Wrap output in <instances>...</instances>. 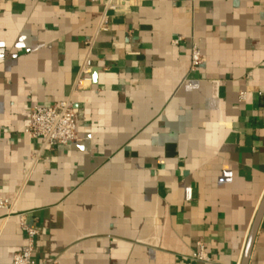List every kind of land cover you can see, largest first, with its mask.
Returning <instances> with one entry per match:
<instances>
[{"label": "crops", "instance_id": "crops-1", "mask_svg": "<svg viewBox=\"0 0 264 264\" xmlns=\"http://www.w3.org/2000/svg\"><path fill=\"white\" fill-rule=\"evenodd\" d=\"M104 2L0 0V264L22 224L32 264H241L264 195V0ZM68 98L78 140L41 151L30 111Z\"/></svg>", "mask_w": 264, "mask_h": 264}, {"label": "built area", "instance_id": "built-area-1", "mask_svg": "<svg viewBox=\"0 0 264 264\" xmlns=\"http://www.w3.org/2000/svg\"><path fill=\"white\" fill-rule=\"evenodd\" d=\"M98 2L99 0H91ZM141 0H105V9L107 12H129L137 6ZM107 30L106 26L103 27ZM182 39L175 40V44H179ZM191 68L193 71L199 69L202 64L203 56L200 48L195 43L191 46ZM93 63L88 57L83 62L79 76L74 84V92L82 89L85 81L90 80L88 75L91 72ZM242 94V98H243ZM24 132L33 139L40 140V150L52 148L54 146H67L78 140L77 135V115L74 102L71 98L50 106H35L29 114V120ZM10 201L0 198V208L7 209ZM22 229L28 235V244L12 259L11 264H32V256L35 248V239L39 234L36 227L22 224ZM196 257L203 262H210V258L205 253L201 245L200 252Z\"/></svg>", "mask_w": 264, "mask_h": 264}, {"label": "water", "instance_id": "water-1", "mask_svg": "<svg viewBox=\"0 0 264 264\" xmlns=\"http://www.w3.org/2000/svg\"><path fill=\"white\" fill-rule=\"evenodd\" d=\"M263 217H264V195L253 220L241 264H249L252 250L255 244L256 236Z\"/></svg>", "mask_w": 264, "mask_h": 264}]
</instances>
